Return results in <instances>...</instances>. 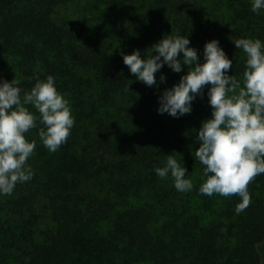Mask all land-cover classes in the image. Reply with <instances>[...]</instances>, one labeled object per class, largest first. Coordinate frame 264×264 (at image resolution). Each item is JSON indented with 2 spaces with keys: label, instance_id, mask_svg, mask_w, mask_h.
<instances>
[{
  "label": "trees",
  "instance_id": "obj_1",
  "mask_svg": "<svg viewBox=\"0 0 264 264\" xmlns=\"http://www.w3.org/2000/svg\"><path fill=\"white\" fill-rule=\"evenodd\" d=\"M251 4L0 0V79L30 91L37 77L53 76L75 117L67 143L55 153L35 151L33 178L0 196V264H262L264 174L248 185L251 204L239 214V196L198 191L207 88L191 114L160 115V93L187 68L177 74L165 66L156 77L166 83L156 89L137 81L121 56L140 50L147 58L165 36L181 34L203 62L204 45L218 40L233 61L228 74L243 83L246 57L235 42L264 41V13ZM171 154L187 168L191 192L156 175Z\"/></svg>",
  "mask_w": 264,
  "mask_h": 264
},
{
  "label": "clouds",
  "instance_id": "obj_2",
  "mask_svg": "<svg viewBox=\"0 0 264 264\" xmlns=\"http://www.w3.org/2000/svg\"><path fill=\"white\" fill-rule=\"evenodd\" d=\"M251 11L264 13V0H252ZM165 37L151 48L147 58L140 50L130 55L121 52L123 63L137 81L156 89L166 83L163 74L158 80L156 77L165 66L177 74L187 68L177 84L160 93V115L179 119L191 114L193 102L203 98L207 88L211 118L202 122L197 133L195 157L203 166L198 191L209 197L239 196L241 202L235 209L239 214L251 204L248 185L264 174V41L242 38L235 42L246 57L241 83L228 74L233 61L218 40L204 45L201 62L198 50L190 47L186 36ZM38 124L39 138L49 152H57L71 136L75 117L70 101L57 90L55 78L37 77L30 91L22 89L15 79H0V196L12 195L17 184L33 178L28 161L35 153L36 142L29 141L26 134ZM166 157L164 166L154 169L156 175L170 177L180 193L191 192L194 185L187 168L173 154Z\"/></svg>",
  "mask_w": 264,
  "mask_h": 264
},
{
  "label": "rangeland",
  "instance_id": "obj_3",
  "mask_svg": "<svg viewBox=\"0 0 264 264\" xmlns=\"http://www.w3.org/2000/svg\"><path fill=\"white\" fill-rule=\"evenodd\" d=\"M61 14L63 15V17H67V15H68L67 14V11L65 12L62 9H61ZM33 140L36 142V149H35V151H38V152L41 151V149H42V147L44 145L42 144V142H41V140L39 138V134L37 136L31 135V138L29 139V141H33ZM258 249H259V252H260V255H261L262 264H264V242H262L259 245Z\"/></svg>",
  "mask_w": 264,
  "mask_h": 264
}]
</instances>
